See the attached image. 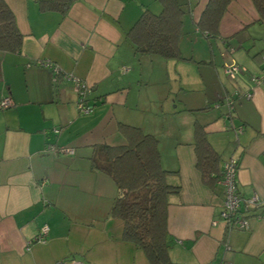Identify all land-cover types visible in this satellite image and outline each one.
Instances as JSON below:
<instances>
[{
    "label": "crops",
    "instance_id": "crops-1",
    "mask_svg": "<svg viewBox=\"0 0 264 264\" xmlns=\"http://www.w3.org/2000/svg\"><path fill=\"white\" fill-rule=\"evenodd\" d=\"M4 1L22 44L16 52L0 50V98L12 100L0 110V264H149L122 240L123 224L109 214L117 194L113 179L91 165L97 146L125 145L119 123L158 139L161 166L172 172L167 181L179 186L167 205L172 264H264V82L251 81L264 73V22L251 0H229L218 35L210 38L196 25L208 0H176L185 11L183 59L166 63L176 61L177 74L187 61L204 65L207 92L198 105L196 98L180 109L162 105V114L154 108L163 97L149 103L143 93L158 71L155 65L143 69L147 54L137 58L125 37L144 9L160 11L159 0H73L65 15L41 11L36 0ZM38 61L51 62L61 74L53 79ZM232 62L241 66L234 78L224 71ZM69 75L89 85V114L77 110ZM191 79L180 77L179 89L192 91ZM228 99L234 100L230 113ZM194 111L203 115L201 122ZM169 114L172 126L166 128ZM196 125L219 156L206 180L196 167ZM231 157L238 159L237 192L246 219L234 228L220 220L221 169ZM253 195L259 204H250ZM44 225L47 234L38 240Z\"/></svg>",
    "mask_w": 264,
    "mask_h": 264
},
{
    "label": "trees",
    "instance_id": "trees-1",
    "mask_svg": "<svg viewBox=\"0 0 264 264\" xmlns=\"http://www.w3.org/2000/svg\"><path fill=\"white\" fill-rule=\"evenodd\" d=\"M41 11L65 15L73 0H36ZM158 13L144 9L125 37L137 55H157L164 59H183L179 41L183 34L184 9L176 0H159ZM229 0H208L196 25L205 38L218 35L219 21ZM264 22V0H251ZM22 35L15 17L0 0V50L16 52ZM126 143L121 146L99 145L91 156V165L110 176L117 188L109 214L123 224L122 240L140 249L149 264H172L169 257L171 238L167 232L168 197L179 192L170 184L169 170L160 161L158 139L135 125L119 123ZM196 167L206 180L215 169L218 154L210 147L206 132L196 125L193 133Z\"/></svg>",
    "mask_w": 264,
    "mask_h": 264
},
{
    "label": "built area",
    "instance_id": "built-area-1",
    "mask_svg": "<svg viewBox=\"0 0 264 264\" xmlns=\"http://www.w3.org/2000/svg\"><path fill=\"white\" fill-rule=\"evenodd\" d=\"M38 64L44 65L48 68H50L53 72V79H56L58 75L61 74V71L59 68L48 61H38ZM241 70V66L236 63H226L224 64V71L227 76L230 78H234L237 72ZM65 76V75H64ZM68 79H71V81L74 84L76 93H77V100H76V108L81 114H89L92 111V106L88 105L86 103L87 97L90 93V87L89 85L82 79L77 78L75 76L69 75L66 76ZM251 81L255 84L264 82V73L258 76H252ZM235 97H244L249 98L251 94L249 92L240 94L236 92ZM12 104V100L9 96H3L0 98V110L5 109L9 107ZM234 100L228 99L226 101L227 106V112L230 113V111L233 110L234 106ZM47 149H50V147H47ZM72 153L73 150L69 148H61L59 151ZM238 168V159L231 157L224 161L221 169V180L224 185V199L222 202V208L220 212V220L226 223V225L229 228L234 227H243L246 223V219H244L243 215L240 212V202L241 198L237 192V183H236V172ZM250 204L257 205L260 203V200L258 196L253 195L251 198H249ZM260 217L264 218V209H262V212L259 215ZM47 226L44 225L36 237L38 240L44 239L45 235L47 234ZM75 264H84L82 262H76Z\"/></svg>",
    "mask_w": 264,
    "mask_h": 264
},
{
    "label": "rangeland",
    "instance_id": "rangeland-1",
    "mask_svg": "<svg viewBox=\"0 0 264 264\" xmlns=\"http://www.w3.org/2000/svg\"><path fill=\"white\" fill-rule=\"evenodd\" d=\"M158 11V10H156ZM201 41V43L206 44V40L205 39H199ZM203 40V41H202ZM199 41V42H200ZM191 44H188V46L183 48V53L184 55L187 54V50L189 49V46ZM142 55H137V58L141 57ZM145 56V55H143ZM145 58H148L147 62H144L142 67L144 70L151 68L153 65H155L154 67L156 68V70L158 71V75H156V77H154L151 82L147 83V87L143 90V93H145L147 95V97H150L149 99V103L151 102L152 96L157 99L162 96L163 100L157 102L156 107L154 108V113L156 114H162L160 113L162 109H160V106L162 107V105H164L165 108H173V109H177L176 107L174 108L173 105H177V107L180 109L183 107V103H185V100H190V98H196L195 102L196 104L194 105H198V103H201V100L204 97V93L207 92V86H206V82H207V69L206 67H204V65H200L198 63H193V62H189L187 61V68L186 71L182 72L181 74H177V72H175V67L174 65H171L172 62H176V61H170V63L167 61V59H163L159 56L156 55H146ZM151 60H157V61H151ZM182 62V61H181ZM148 72V71H147ZM191 77V82L193 83L192 86V91L190 90H183L184 88H180V85H178L180 82V77L185 78V77ZM203 80L204 82L199 84V80ZM145 91V92H144ZM197 111H194V117L195 119H197L198 121L201 122V120L204 118L203 115H200V113H196ZM151 116V118L156 117L159 118V116H152L153 114H149ZM171 114L166 115V118H164V125L166 126V128H170V126H172L171 123ZM193 118V116H192ZM194 119V118H193ZM169 124V125H168ZM181 126V124H180ZM165 128V129H166ZM164 144V142H163Z\"/></svg>",
    "mask_w": 264,
    "mask_h": 264
}]
</instances>
